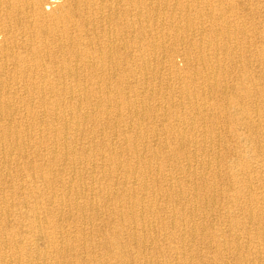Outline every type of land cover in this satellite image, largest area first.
Listing matches in <instances>:
<instances>
[{"label":"bare ground","instance_id":"bare-ground-1","mask_svg":"<svg viewBox=\"0 0 264 264\" xmlns=\"http://www.w3.org/2000/svg\"><path fill=\"white\" fill-rule=\"evenodd\" d=\"M254 1L0 0V264H264Z\"/></svg>","mask_w":264,"mask_h":264},{"label":"rangeland","instance_id":"rangeland-1","mask_svg":"<svg viewBox=\"0 0 264 264\" xmlns=\"http://www.w3.org/2000/svg\"><path fill=\"white\" fill-rule=\"evenodd\" d=\"M259 0H255L254 1V5H256L257 3H260L261 1ZM262 3V2H261ZM258 5V4H257ZM240 12V13H239ZM262 12V13H261ZM237 14H235V17H237L238 19L237 20H240L241 22H243L247 32L245 34V39H247L248 41L251 42V44H253L250 49L253 47H260V46H264V10H251V9H248V10H241V11H238L236 12ZM254 14V15H253ZM250 16V17H249ZM257 17V19H256ZM262 29V30H261ZM249 31V32H248ZM254 31V32H253ZM254 34V35H253ZM255 36V37H254ZM251 38V39H250ZM258 38V40H257ZM262 39V40H261ZM257 42H256V41ZM260 41V42H259ZM262 41V42H261ZM258 44H256V43ZM255 45V46H254ZM257 45V46H256ZM260 45V46H259ZM252 48V49H253ZM178 60V61H177ZM176 62L178 65H182V60L181 58H176ZM182 67V66H181ZM263 93H264V90H263ZM175 96H177V93L175 94ZM224 96H228V95H224ZM175 103H178V99H176ZM225 103H226V100H225ZM176 106L179 105V104H175ZM184 105V104H183ZM177 112H181V109H176ZM179 115V114H177ZM216 131L215 132H219L222 136L224 137H227L228 138H232L234 139L236 136H238V133L236 131H231L230 133H228L223 126H216ZM220 130V131H219ZM203 130L201 128H198V130L196 131V134L194 135L195 137L198 136L201 137L202 134L204 135V133H202ZM226 132V133H225ZM234 137V138H233ZM231 143V142H230ZM236 144L233 143V145H229L227 147H234L235 150H238V151H245L247 149V146H239V148L237 146H235ZM237 147V148H236ZM222 148V149H221ZM190 150H192V147L190 148ZM217 152L220 153V159L222 161H231L230 157H225V152H226V149L223 148V147H218L217 149ZM215 150V151H216ZM209 158V157H208ZM206 161V158L202 157V156H198L196 157L195 159H190V160H187V162H189V165L194 167L196 166V163H198L199 161ZM256 162L252 165V169H255V165H257L256 163L260 162L259 164L262 165V170L264 171V158L258 156L256 157ZM195 162V163H194ZM232 162H234L232 160ZM196 168V167H194ZM261 176H263V174H261Z\"/></svg>","mask_w":264,"mask_h":264}]
</instances>
